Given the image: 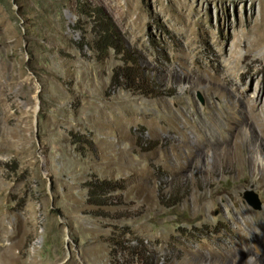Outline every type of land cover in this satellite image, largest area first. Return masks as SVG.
Returning <instances> with one entry per match:
<instances>
[{
	"label": "rangeland",
	"instance_id": "rangeland-1",
	"mask_svg": "<svg viewBox=\"0 0 264 264\" xmlns=\"http://www.w3.org/2000/svg\"><path fill=\"white\" fill-rule=\"evenodd\" d=\"M260 178L264 0H0V264H264Z\"/></svg>",
	"mask_w": 264,
	"mask_h": 264
},
{
	"label": "trees",
	"instance_id": "trees-1",
	"mask_svg": "<svg viewBox=\"0 0 264 264\" xmlns=\"http://www.w3.org/2000/svg\"><path fill=\"white\" fill-rule=\"evenodd\" d=\"M108 29H109V27H106V31H104V33H103V36H102L103 37V43L99 42V44L102 45V47H104V49H106L107 47H110V46L111 47H116V37H115V35H114V33L112 31L107 32ZM122 76L126 80H132V78H133V80L135 79V75L131 76V74L129 72H127L126 70H122ZM141 76H139V77L141 78ZM103 182L104 181H101V182H96L95 181L94 184H92V188L90 189L89 194H88L89 199L92 201L90 203H94L96 206H99V207L104 205L103 204L104 201L96 203V202H94V200H97V198H98V196H97L98 188H100V189L104 188ZM96 215H99V214H96ZM113 243L120 244V241L119 240H115V241H113ZM140 262L142 264H149L148 258H140Z\"/></svg>",
	"mask_w": 264,
	"mask_h": 264
},
{
	"label": "water",
	"instance_id": "water-1",
	"mask_svg": "<svg viewBox=\"0 0 264 264\" xmlns=\"http://www.w3.org/2000/svg\"><path fill=\"white\" fill-rule=\"evenodd\" d=\"M247 195H248L247 198L249 199L250 203H252L254 205V207H258L259 203H258V200H256V196L252 192H249V191L247 192ZM252 197L254 199H252Z\"/></svg>",
	"mask_w": 264,
	"mask_h": 264
},
{
	"label": "bare ground",
	"instance_id": "bare-ground-1",
	"mask_svg": "<svg viewBox=\"0 0 264 264\" xmlns=\"http://www.w3.org/2000/svg\"><path fill=\"white\" fill-rule=\"evenodd\" d=\"M260 180H264L263 178H260ZM261 254V253H260Z\"/></svg>",
	"mask_w": 264,
	"mask_h": 264
}]
</instances>
